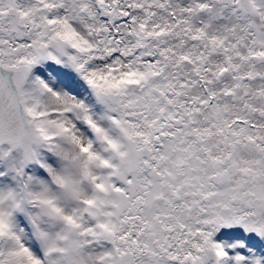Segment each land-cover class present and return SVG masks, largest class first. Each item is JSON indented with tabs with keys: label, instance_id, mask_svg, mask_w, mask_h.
<instances>
[{
	"label": "snow or ice",
	"instance_id": "1",
	"mask_svg": "<svg viewBox=\"0 0 264 264\" xmlns=\"http://www.w3.org/2000/svg\"><path fill=\"white\" fill-rule=\"evenodd\" d=\"M0 264H264V0H0Z\"/></svg>",
	"mask_w": 264,
	"mask_h": 264
}]
</instances>
